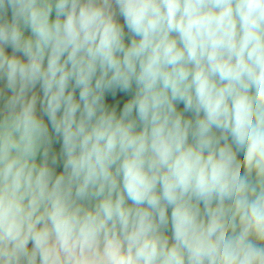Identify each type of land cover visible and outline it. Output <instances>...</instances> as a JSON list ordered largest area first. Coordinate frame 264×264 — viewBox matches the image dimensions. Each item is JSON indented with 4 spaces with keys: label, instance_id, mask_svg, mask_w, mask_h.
<instances>
[{
    "label": "clouds",
    "instance_id": "9594fccd",
    "mask_svg": "<svg viewBox=\"0 0 264 264\" xmlns=\"http://www.w3.org/2000/svg\"><path fill=\"white\" fill-rule=\"evenodd\" d=\"M0 264H264V0H0Z\"/></svg>",
    "mask_w": 264,
    "mask_h": 264
},
{
    "label": "rangeland",
    "instance_id": "374dc122",
    "mask_svg": "<svg viewBox=\"0 0 264 264\" xmlns=\"http://www.w3.org/2000/svg\"><path fill=\"white\" fill-rule=\"evenodd\" d=\"M119 19H120V21L122 22V17H120ZM181 107H182V106H181ZM45 119H46V118H45Z\"/></svg>",
    "mask_w": 264,
    "mask_h": 264
},
{
    "label": "trees",
    "instance_id": "16d2710c",
    "mask_svg": "<svg viewBox=\"0 0 264 264\" xmlns=\"http://www.w3.org/2000/svg\"><path fill=\"white\" fill-rule=\"evenodd\" d=\"M56 147L58 148V147H59V145H56ZM59 170H62V169H58V171H59Z\"/></svg>",
    "mask_w": 264,
    "mask_h": 264
},
{
    "label": "crops",
    "instance_id": "0c3cea01",
    "mask_svg": "<svg viewBox=\"0 0 264 264\" xmlns=\"http://www.w3.org/2000/svg\"><path fill=\"white\" fill-rule=\"evenodd\" d=\"M42 95V93H40Z\"/></svg>",
    "mask_w": 264,
    "mask_h": 264
}]
</instances>
